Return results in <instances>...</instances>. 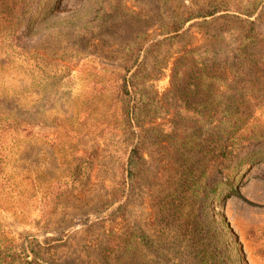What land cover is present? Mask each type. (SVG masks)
<instances>
[{"label": "rangeland", "instance_id": "obj_1", "mask_svg": "<svg viewBox=\"0 0 264 264\" xmlns=\"http://www.w3.org/2000/svg\"><path fill=\"white\" fill-rule=\"evenodd\" d=\"M255 1L0 0V241L46 264H264ZM234 123L237 194L206 156Z\"/></svg>", "mask_w": 264, "mask_h": 264}, {"label": "trees", "instance_id": "obj_2", "mask_svg": "<svg viewBox=\"0 0 264 264\" xmlns=\"http://www.w3.org/2000/svg\"><path fill=\"white\" fill-rule=\"evenodd\" d=\"M261 1L256 0L255 2H248L247 5L239 11V14L244 15V17L240 18L244 21V27L242 31V40L251 41L255 35V22L251 19L254 12L260 5ZM220 10L217 6H212L207 9H204L202 12L198 13L197 16L202 17L206 20L207 17L214 15L216 12ZM240 17V15H239ZM206 22V21H205ZM245 43V42H244ZM239 51H241L240 57L243 59H247L249 55H246L243 51L242 47H239ZM128 79L123 78L122 83V92L130 97V92L128 89ZM217 136V135H216ZM246 135L244 133H240L237 124H232L228 129L223 131L221 136L213 137L212 143L209 149L206 152L208 165L213 170H218L219 172L225 169L226 171V182L230 190L234 189V179H233V170H236L237 167L243 168L247 166L251 161H248L244 157L239 158L235 165H231L233 161V157L236 151L239 149V144L246 140ZM238 148V149H237ZM139 152L137 147L135 146L129 154V158L136 157L139 159ZM262 158V157H260ZM253 160V159H251ZM262 160V159H260ZM237 194V191L235 190ZM0 264H46L40 261L36 255L33 258H29L26 250L23 246L7 244L6 242L0 241Z\"/></svg>", "mask_w": 264, "mask_h": 264}]
</instances>
